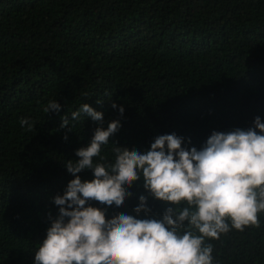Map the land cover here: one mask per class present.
<instances>
[{
  "label": "trees",
  "instance_id": "obj_1",
  "mask_svg": "<svg viewBox=\"0 0 264 264\" xmlns=\"http://www.w3.org/2000/svg\"><path fill=\"white\" fill-rule=\"evenodd\" d=\"M50 100L59 112H44ZM83 103L102 122L72 121ZM257 116L264 122V0H0V264H34L58 215L53 197L73 179L65 164L97 127L121 124L105 160L94 158L111 163L115 147L143 153L163 134L199 150L212 131L246 130ZM125 190L120 208L88 203L109 219L159 220L172 206L142 176ZM140 196L147 215L133 211ZM260 221L207 241L213 264H264V212Z\"/></svg>",
  "mask_w": 264,
  "mask_h": 264
},
{
  "label": "clouds",
  "instance_id": "obj_2",
  "mask_svg": "<svg viewBox=\"0 0 264 264\" xmlns=\"http://www.w3.org/2000/svg\"><path fill=\"white\" fill-rule=\"evenodd\" d=\"M99 103V101H97ZM114 109L115 103L111 105ZM50 100L44 112H59ZM123 107L119 108L122 116ZM86 113L102 122L103 114L83 103L71 113L79 121ZM21 128L33 130L28 118ZM68 128V116L61 117ZM119 120L97 127L90 144L75 150L78 160H69L73 176L63 194L53 197L58 215L50 220L46 236L34 253V264H213V241L232 230L261 226L264 212V122L255 117L248 129L212 131L202 147L186 148L175 133L154 138L141 153L115 147L114 162H95L103 145L115 134ZM63 139L67 140L65 135ZM90 169L93 179L82 181L78 173ZM143 178V187L156 199L172 206L162 219H137L119 214L106 218L105 211L89 205L120 208L130 195L125 186ZM146 215V197L133 209Z\"/></svg>",
  "mask_w": 264,
  "mask_h": 264
}]
</instances>
